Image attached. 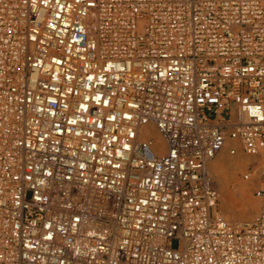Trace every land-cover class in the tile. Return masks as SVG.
Returning a JSON list of instances; mask_svg holds the SVG:
<instances>
[{"label": "built area", "instance_id": "1", "mask_svg": "<svg viewBox=\"0 0 264 264\" xmlns=\"http://www.w3.org/2000/svg\"><path fill=\"white\" fill-rule=\"evenodd\" d=\"M0 264H264V0H0Z\"/></svg>", "mask_w": 264, "mask_h": 264}, {"label": "bare ground", "instance_id": "2", "mask_svg": "<svg viewBox=\"0 0 264 264\" xmlns=\"http://www.w3.org/2000/svg\"><path fill=\"white\" fill-rule=\"evenodd\" d=\"M144 132V130H142ZM150 135L154 136L156 138L157 144L159 147H162L159 137L155 131H150ZM162 149V148H161ZM254 159L249 158L245 155H242L241 153H238L235 156H230L226 149L222 150L218 156L213 159L209 165L208 170L209 173L213 178H215V181L217 182L218 187L220 188V191L223 195L222 198V207L221 212L226 213L227 215H224V220H226L229 223L236 222L233 224H242L244 221H239V217L236 216V214L232 215L230 213V204H232L233 199L235 197L244 199L246 201V193H247V183L242 181L241 179H237V172L245 168V165L248 163L253 162ZM258 164L254 167L253 174L258 178ZM212 173V174H211ZM214 181V180H213ZM233 184L235 187L233 189L230 188V185ZM237 200V199H236ZM249 215L252 214V210H250ZM257 212V211H256ZM255 212V213H256ZM219 213V212H218Z\"/></svg>", "mask_w": 264, "mask_h": 264}, {"label": "rangeland", "instance_id": "3", "mask_svg": "<svg viewBox=\"0 0 264 264\" xmlns=\"http://www.w3.org/2000/svg\"><path fill=\"white\" fill-rule=\"evenodd\" d=\"M243 173V170H240L237 172V179H241V174ZM212 174V173H211ZM213 177V175H212ZM214 180V186L216 188V190L219 193V203L217 205V213L224 218V215H227L226 213L221 212V200L223 198V195L220 191V188L217 185V182L215 181V178H213ZM247 183V193H246V201L244 199L235 197L233 199L232 204H230V213L233 215L236 214V216L239 217V221H244V222H249L251 220H253V218L256 216L257 212H258V200L255 198L254 196V190L257 188L258 186V180H257V175L255 176L253 173L251 175V179L249 181L246 182ZM235 187V185L231 184L230 188L233 189ZM237 199V200H236ZM250 210H252V214L249 215ZM257 211V212H256ZM256 212V213H255ZM232 223H236V222H232ZM173 248L175 249L177 247V242L173 241L172 243Z\"/></svg>", "mask_w": 264, "mask_h": 264}]
</instances>
